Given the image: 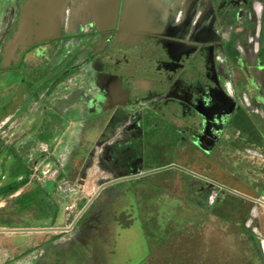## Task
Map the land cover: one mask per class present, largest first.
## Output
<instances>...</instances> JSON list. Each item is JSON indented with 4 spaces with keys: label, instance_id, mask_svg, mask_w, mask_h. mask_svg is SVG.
Masks as SVG:
<instances>
[{
    "label": "flooded vegetation",
    "instance_id": "af4514ba",
    "mask_svg": "<svg viewBox=\"0 0 264 264\" xmlns=\"http://www.w3.org/2000/svg\"><path fill=\"white\" fill-rule=\"evenodd\" d=\"M28 1L9 7L4 57ZM40 1L9 66L35 88L20 83L9 120L36 116L44 134L81 124L68 183L95 178L89 205L123 181L178 180L180 197L208 205L264 264V0Z\"/></svg>",
    "mask_w": 264,
    "mask_h": 264
},
{
    "label": "rangeland",
    "instance_id": "374dc122",
    "mask_svg": "<svg viewBox=\"0 0 264 264\" xmlns=\"http://www.w3.org/2000/svg\"><path fill=\"white\" fill-rule=\"evenodd\" d=\"M2 71L0 88L20 83L35 88L33 76L25 75L20 65ZM152 181L145 176L120 182L108 193L102 191L90 205L98 183L89 180L84 187L71 186L68 193L78 199L64 207L65 229L55 233L0 228L4 238H0V264H263L246 236L222 217L206 213L208 205L197 209L180 197L183 190L178 180L169 188ZM45 183L47 189L54 188V181ZM52 190L49 203L54 212L59 204ZM30 201L22 197L19 203ZM217 209L225 214V207ZM17 219L8 224L36 223Z\"/></svg>",
    "mask_w": 264,
    "mask_h": 264
},
{
    "label": "crops",
    "instance_id": "0c3cea01",
    "mask_svg": "<svg viewBox=\"0 0 264 264\" xmlns=\"http://www.w3.org/2000/svg\"><path fill=\"white\" fill-rule=\"evenodd\" d=\"M14 1L0 0V39L9 7ZM14 48L10 49V56L0 55V80L4 74L2 69L8 70L12 63L17 62V59H13ZM9 88H0V228L13 232L62 231L66 224L63 223V216L66 214L64 207L78 199L74 193H68L73 186L68 182L72 183L77 177L81 161L77 159V167L71 173L68 171V157L81 141L82 126L79 122H68L67 119L61 126L55 122L52 134H44L36 116L24 122L21 119L9 120L23 102V93L26 91L21 84ZM60 92L64 93L63 89ZM92 138L94 137H89ZM42 157L43 161H39ZM46 181L55 182L53 190L45 187ZM13 186L15 189L11 190ZM49 190L57 195L55 202L59 207L54 212H51ZM22 197L31 198V203L20 205L19 200ZM81 216L82 214L79 217ZM20 217L33 219L36 223L30 226L8 224V221H17Z\"/></svg>",
    "mask_w": 264,
    "mask_h": 264
},
{
    "label": "water",
    "instance_id": "95a60500",
    "mask_svg": "<svg viewBox=\"0 0 264 264\" xmlns=\"http://www.w3.org/2000/svg\"><path fill=\"white\" fill-rule=\"evenodd\" d=\"M42 4V6H46L47 7V0L46 1H40ZM33 5V0H29L27 5L25 6V10H24V15L20 21L19 27L17 32L15 33V35L13 36V39L10 41V46L13 47L15 45H17L23 38L25 35H27V30L29 28L30 25V15L29 13L31 12V6ZM115 5H117V0L115 1ZM114 5V6H115ZM40 8V7H39ZM146 16V15H145ZM144 14L142 13V15H140V19L141 22H144L143 19L145 18ZM46 17V16H45ZM48 27V26H47ZM45 28V27H44ZM145 28V27H144ZM46 29V28H45ZM145 30V29H144ZM30 32V31H29ZM10 47V48H11ZM115 181V180H114ZM109 183V182H108ZM77 187V186H76ZM102 186H100L98 188V191L101 189ZM96 195V193H95Z\"/></svg>",
    "mask_w": 264,
    "mask_h": 264
},
{
    "label": "trees",
    "instance_id": "16d2710c",
    "mask_svg": "<svg viewBox=\"0 0 264 264\" xmlns=\"http://www.w3.org/2000/svg\"><path fill=\"white\" fill-rule=\"evenodd\" d=\"M10 189H11V190H12V189H15V187L13 186V187H12V188H10Z\"/></svg>",
    "mask_w": 264,
    "mask_h": 264
},
{
    "label": "built area",
    "instance_id": "2783aa9c",
    "mask_svg": "<svg viewBox=\"0 0 264 264\" xmlns=\"http://www.w3.org/2000/svg\"><path fill=\"white\" fill-rule=\"evenodd\" d=\"M68 209L70 208V206L67 207Z\"/></svg>",
    "mask_w": 264,
    "mask_h": 264
}]
</instances>
